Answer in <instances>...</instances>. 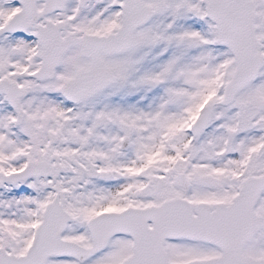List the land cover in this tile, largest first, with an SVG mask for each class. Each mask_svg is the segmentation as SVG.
Instances as JSON below:
<instances>
[{
  "label": "snow or ice",
  "instance_id": "1",
  "mask_svg": "<svg viewBox=\"0 0 264 264\" xmlns=\"http://www.w3.org/2000/svg\"><path fill=\"white\" fill-rule=\"evenodd\" d=\"M0 264H264V0H0Z\"/></svg>",
  "mask_w": 264,
  "mask_h": 264
}]
</instances>
